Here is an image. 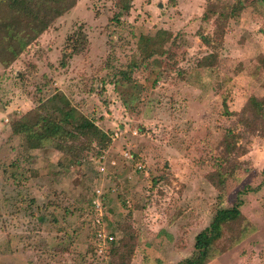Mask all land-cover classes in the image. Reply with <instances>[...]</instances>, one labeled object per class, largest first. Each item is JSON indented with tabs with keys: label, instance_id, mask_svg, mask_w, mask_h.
Returning a JSON list of instances; mask_svg holds the SVG:
<instances>
[{
	"label": "rangeland",
	"instance_id": "1",
	"mask_svg": "<svg viewBox=\"0 0 264 264\" xmlns=\"http://www.w3.org/2000/svg\"><path fill=\"white\" fill-rule=\"evenodd\" d=\"M124 1L76 0L9 66L0 61V264H121L130 250V264H176L238 193L246 235L231 244L224 233L207 264H264V0H129V11ZM224 5L231 18L202 20ZM79 32L84 45L61 66ZM53 95L110 145L79 151L84 139L63 130L61 149L30 150L11 136ZM100 215L114 235L99 247L89 220Z\"/></svg>",
	"mask_w": 264,
	"mask_h": 264
},
{
	"label": "trees",
	"instance_id": "2",
	"mask_svg": "<svg viewBox=\"0 0 264 264\" xmlns=\"http://www.w3.org/2000/svg\"><path fill=\"white\" fill-rule=\"evenodd\" d=\"M75 3L76 0H0V61L5 66H9L48 29L56 18L72 9ZM122 9L125 11L130 10L129 0L123 4ZM230 10L231 6L228 5H224L221 12H218L214 7H210L203 13L202 20L206 21L210 17L218 15L219 19L226 21L232 16ZM85 40V35L80 32L68 38L67 49L60 63L61 66H65L67 58L78 53L79 44L84 45ZM202 62L204 67L212 66L214 57H210L206 61L204 59ZM38 101H41V99ZM247 120H245V124L249 128H253V125L247 123ZM259 124L264 136V107L262 106ZM10 129L11 136L21 138L30 150L42 149L47 144H55L56 148L61 149L62 143L56 137L63 130L71 132V140L84 139L83 142H80L79 151L91 150L90 147L95 144L96 151L100 153L111 142L109 134L104 132L94 121L78 112L64 95L51 96L41 105L39 104L36 108L15 119L10 125ZM97 160L100 165L105 162L104 158L100 159V155ZM212 176L215 186L219 190V198H221L220 196L225 192L224 175L220 171H216ZM106 196V194H103L101 199L103 200ZM242 205L243 200L240 193H238L235 202L230 207L218 209L208 226L195 236L194 253L176 264L209 263L219 253L220 250H216V243L224 236V233L229 234L231 244L240 241L246 235L247 228L241 212ZM89 222L92 237L96 239V233L101 227L103 229L104 227L103 225L101 227L96 225L93 217L90 218ZM105 232L111 236L114 235L113 230ZM123 243L124 241L121 240V244ZM125 246L123 245V247ZM132 254L131 250L128 251L127 255L121 259V264H130L132 258H128Z\"/></svg>",
	"mask_w": 264,
	"mask_h": 264
},
{
	"label": "built area",
	"instance_id": "3",
	"mask_svg": "<svg viewBox=\"0 0 264 264\" xmlns=\"http://www.w3.org/2000/svg\"><path fill=\"white\" fill-rule=\"evenodd\" d=\"M95 193H96V196L99 198L101 195V193H100V189H96L95 190ZM98 198H96V199H94L93 201H92V207L93 208H96L97 210H101V202H100V200L98 199ZM101 216L102 215H100L99 217H96L95 219H94V223L96 224V225H98V226H100L101 227V225H102V222H101ZM96 240H97V242H98V246L100 247L101 245H105L106 243H110V242H112V240H113V236H111V235H109V234H107L105 231H104V229L101 227L100 228V230L96 233Z\"/></svg>",
	"mask_w": 264,
	"mask_h": 264
}]
</instances>
